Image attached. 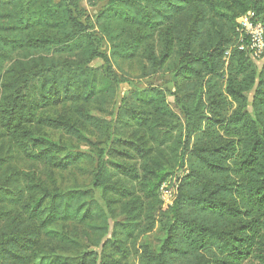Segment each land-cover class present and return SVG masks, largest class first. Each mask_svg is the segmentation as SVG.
<instances>
[{"label": "trees", "instance_id": "trees-1", "mask_svg": "<svg viewBox=\"0 0 264 264\" xmlns=\"http://www.w3.org/2000/svg\"><path fill=\"white\" fill-rule=\"evenodd\" d=\"M249 10L264 15V0H105L92 21L82 0H0V264H121L80 249L77 232L98 246L107 231L94 189L137 199L143 220L159 223V245H142L140 264H264V59L225 55ZM102 40L114 61L147 51L151 70L171 71L182 95L170 93L169 105L155 88L154 106L133 92L110 122L92 115L99 86L108 80L113 93L120 83ZM95 58L104 72L89 66ZM65 105L78 120L56 113ZM79 121L106 138L91 187L48 186L15 167L66 169L88 157L38 132L90 143ZM178 166L186 172L163 209L160 187Z\"/></svg>", "mask_w": 264, "mask_h": 264}, {"label": "rangeland", "instance_id": "rangeland-1", "mask_svg": "<svg viewBox=\"0 0 264 264\" xmlns=\"http://www.w3.org/2000/svg\"><path fill=\"white\" fill-rule=\"evenodd\" d=\"M104 4L105 0H82V5L85 8V15L88 17V20L92 21L95 13ZM38 25L43 31L49 30L46 21L39 20ZM136 32L134 30L131 34H135ZM154 39L148 40V48L154 46ZM100 49L110 57V66L118 74L120 83L114 87L113 93L107 92L109 86L108 80H105L104 84L99 86L96 90L98 98L87 106L92 115L110 122L114 118L124 98L134 99L132 96L133 92L139 93L138 100H144L145 104H152L154 106H161L158 96L148 94L151 93L150 90L155 88L161 90L164 100L169 105L173 102V97L170 93L177 92L182 95L181 88L184 84L181 80L179 78L175 79L168 69L152 71V63L147 60L149 53H146L147 51L144 49H141L131 60L125 61L118 58L115 61L113 60L112 51L106 40L101 41ZM89 66H103L101 70L103 72L106 67L101 58L93 59L89 63ZM258 67H260L259 64ZM246 95L250 100L252 91L247 92ZM54 109L57 114L65 113L72 120H78L73 106L68 107L65 105ZM77 125L90 143L72 138L57 130L41 128L38 132L60 143L72 152L83 151L88 157L83 158L77 164L69 166L66 169H62L56 165H44L18 159L13 161L15 167L20 171L30 174L32 177H36V179L48 186H56L61 189L69 187H91L93 161L100 148L105 146L106 138H104V132L98 127L90 126L81 121ZM3 147L1 153L4 155L6 154L7 145L5 144ZM185 172L184 167H176L172 178L161 185L159 193L162 202H164L163 204H165L163 205V209L169 206L167 204L169 192L175 193V179ZM94 192L99 202L106 206L105 209L108 216L107 231L102 237L101 244L98 246L94 244L97 239L96 237L88 233V237H84V235L77 232L81 239L80 249L86 247L98 251L102 248L101 251L105 258H110L121 264H140L137 257L141 251V246L145 244L151 249H156L159 245L160 239L163 236L159 223H147L143 220L140 210L135 207V203H138L137 199L121 197L114 194L101 197L98 190L94 189ZM107 241V245L105 243L106 247L102 246V243ZM35 264H47V259L41 257Z\"/></svg>", "mask_w": 264, "mask_h": 264}, {"label": "built area", "instance_id": "built-area-1", "mask_svg": "<svg viewBox=\"0 0 264 264\" xmlns=\"http://www.w3.org/2000/svg\"><path fill=\"white\" fill-rule=\"evenodd\" d=\"M237 32L235 42L225 51L226 58L232 49H236L260 65L264 59V15L255 10L247 11L239 19ZM173 199L174 193L169 192V206L172 205Z\"/></svg>", "mask_w": 264, "mask_h": 264}]
</instances>
